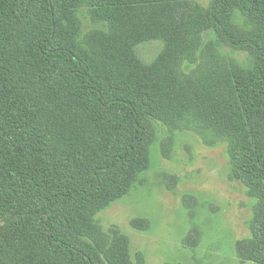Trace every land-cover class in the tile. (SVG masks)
Returning a JSON list of instances; mask_svg holds the SVG:
<instances>
[{
	"label": "trees",
	"instance_id": "obj_1",
	"mask_svg": "<svg viewBox=\"0 0 264 264\" xmlns=\"http://www.w3.org/2000/svg\"><path fill=\"white\" fill-rule=\"evenodd\" d=\"M209 31L249 65L205 45ZM155 122L166 157L175 131L227 145L256 201L238 255L264 264V0H0V264H145L95 219L151 170Z\"/></svg>",
	"mask_w": 264,
	"mask_h": 264
},
{
	"label": "rangeland",
	"instance_id": "obj_2",
	"mask_svg": "<svg viewBox=\"0 0 264 264\" xmlns=\"http://www.w3.org/2000/svg\"><path fill=\"white\" fill-rule=\"evenodd\" d=\"M194 1L206 9L213 0ZM81 18L86 32L94 27L86 10ZM234 25L239 33L247 32L242 19ZM203 39L226 57L249 65L248 51L222 44L213 31ZM161 49V43L152 42L140 46L137 53L151 63ZM151 130V170L126 198L100 213L96 223L106 234L118 230L129 238L133 262L142 255L145 264H253L239 257L237 245L252 237L256 201L231 178L227 145H208L194 131H175L166 157L163 147L171 130L161 122L153 123ZM135 221L149 227L136 229Z\"/></svg>",
	"mask_w": 264,
	"mask_h": 264
}]
</instances>
